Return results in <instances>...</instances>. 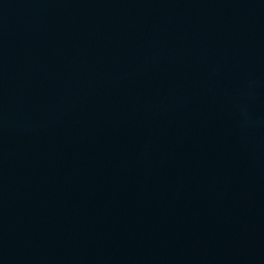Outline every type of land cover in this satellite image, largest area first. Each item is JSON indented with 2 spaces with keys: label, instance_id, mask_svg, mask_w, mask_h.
Listing matches in <instances>:
<instances>
[{
  "label": "water",
  "instance_id": "1",
  "mask_svg": "<svg viewBox=\"0 0 264 264\" xmlns=\"http://www.w3.org/2000/svg\"><path fill=\"white\" fill-rule=\"evenodd\" d=\"M0 264H264V0H0Z\"/></svg>",
  "mask_w": 264,
  "mask_h": 264
}]
</instances>
